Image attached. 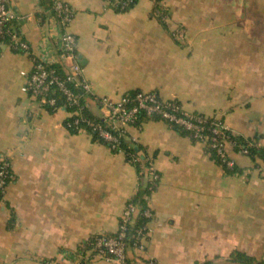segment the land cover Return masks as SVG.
<instances>
[{
	"label": "crops",
	"instance_id": "1",
	"mask_svg": "<svg viewBox=\"0 0 264 264\" xmlns=\"http://www.w3.org/2000/svg\"><path fill=\"white\" fill-rule=\"evenodd\" d=\"M43 1L9 3L23 17L18 28L32 51L67 70L50 1ZM64 1L74 10L69 29L97 95L154 90L188 113L222 117L235 134L264 144V0H164L168 26L155 0H138L127 12L112 0ZM178 26L186 36L181 42L174 36ZM32 64L29 55L2 46L0 159L10 162L11 177L0 199V264H71L81 242L118 230L149 174L140 176L124 153L90 131L72 132L65 125L68 109L50 111L25 92ZM128 131L159 174L146 196L147 232L131 257L229 264L240 250L264 259L261 167L229 147L241 172L228 175L202 142L164 121ZM84 264L116 263L93 255Z\"/></svg>",
	"mask_w": 264,
	"mask_h": 264
},
{
	"label": "built area",
	"instance_id": "2",
	"mask_svg": "<svg viewBox=\"0 0 264 264\" xmlns=\"http://www.w3.org/2000/svg\"><path fill=\"white\" fill-rule=\"evenodd\" d=\"M116 8L124 7L127 3H119L112 1ZM52 10L57 22L59 30L58 45L60 47V56L62 59L70 60L68 69L65 70V76H61L52 67V62L46 60L44 57L35 54L28 41H26L19 31V26L12 24L15 20H21L23 17L18 15L16 11L10 6L9 0H0V51L3 45L8 44L11 48L19 49L20 52L29 55L32 59V69L28 73L24 91L35 98L40 105H49L54 110L60 107H76L74 110H69V118L66 120V127H79V124L85 125L79 128V131H88L86 127H91L93 131H97L98 135L105 141L110 143L112 149H118V152L123 153L120 148V137L128 136L129 128L135 121L137 112L140 109L146 111L148 115L153 113L159 114L163 119L184 125L187 129L195 130L196 135L199 131L204 129L201 126L203 122L200 117L195 116L193 113H188L184 110L180 103L175 100L164 99L157 91L154 90H139L134 98H130L129 94L125 93L116 99L109 96H100L94 92L92 83L85 77L83 68L80 64L77 48L78 42L76 36L70 31L69 24L74 17V10L64 0H53ZM168 17V15L166 16ZM164 17V18H166ZM180 36H183V30H177ZM10 42L7 43L6 40ZM80 90L86 97L87 101L81 104V96L76 92ZM59 91L63 98L64 103L61 106L57 104V97L50 95L51 92ZM135 104L130 106V102ZM94 104L101 117L108 121L111 128L117 131L116 135L109 129L101 126L100 124L92 121L91 119L81 117V110ZM210 128L213 141V147L217 149L218 154L228 159L229 165H234L235 161L230 157L229 147H233V143L223 134V129H226L224 122L215 116ZM72 119V121H70ZM86 126V127H85ZM204 140L207 137H203ZM242 155L248 154V149L238 151ZM149 179L154 180L159 178L156 173L153 161H149L146 168ZM11 177L10 162L5 158L0 159V199L6 194L7 186ZM138 206L128 204L121 217L118 227L117 237H99L93 246L94 256L96 258L112 261L116 264H143L139 261L128 262V256L125 249L124 235L126 223L130 221L132 215L137 213ZM149 215V211H145ZM142 240V239H141ZM141 243L138 247H141ZM71 264H78L75 259Z\"/></svg>",
	"mask_w": 264,
	"mask_h": 264
},
{
	"label": "trees",
	"instance_id": "3",
	"mask_svg": "<svg viewBox=\"0 0 264 264\" xmlns=\"http://www.w3.org/2000/svg\"><path fill=\"white\" fill-rule=\"evenodd\" d=\"M50 1V8L52 10V4L53 0ZM112 1H118L120 4L126 2L127 4L120 8L118 7L116 10L121 11V12H127L130 9H132L135 4L137 3L138 0H112ZM44 3V1L42 0ZM157 7L156 11L158 14V17L160 21L166 26V22L164 20V17L168 15V9L165 6L164 0H155ZM53 11V10H52ZM21 20H15L12 22V24L19 26ZM7 43L10 41L7 39ZM12 49L16 52H20L19 49ZM56 70L58 74L61 76H65V70L60 64H53L51 66ZM139 90H131L127 92L129 94L130 98H134L136 93ZM78 94L81 96V104L87 101V97L80 91L76 90ZM50 95H53L57 97V104L58 106H61L64 103V98L62 94L59 91L51 92ZM176 101V100H175ZM179 103L178 101H176ZM135 102L131 101L130 106H133ZM94 105V104H93ZM95 106V105H94ZM46 108H48L50 111H54V109L49 106L45 105ZM69 110H74L76 107H67ZM97 108V107H96ZM98 109V108H97ZM195 116L200 117L202 119L201 126H204V129L202 131L198 132V135H196L195 130L187 129L184 125H180L174 122H170L166 119H163L159 114L153 113L152 115H148L145 110L140 109L135 117L134 123H132V126L136 128H141L143 122L149 121V120H160L166 122L168 125H170L174 130H176L179 134L188 136L193 142H202L205 146V151L207 154H209L224 170V172L228 175L232 174H239L241 171L240 169L234 165H229L228 164V159H225L221 157L217 149L213 147V141H212V136L213 134L210 131V128L213 127L212 123L214 119L216 118V115H205L202 113H193ZM81 117H85L88 119H91L92 121L100 124L101 126L109 129L112 131L114 134L118 135L119 133L111 128V125L108 121L104 120L103 117L100 116L99 113L94 112L90 106L87 108H83L80 113ZM219 120L223 123L222 117H219ZM72 121V119L70 120ZM85 125V123L79 124V127H70L69 129L77 133L79 132V128L81 126ZM86 127V126H85ZM88 131H90L94 138L104 144H107L110 147V143L105 141L103 138H101L98 135L97 131H93L91 127H86ZM223 134L228 137V139L233 143V149L234 151L238 152L242 149H248V154L246 156L250 157V159L253 161L254 165L256 167H261L264 170V144L260 143L259 138H247L243 137L241 135L235 134L232 130L229 128L223 129ZM202 135L203 137H207V139H203L200 137ZM119 136V135H118ZM120 148L123 151V153L126 156V159L134 164L136 166V169L138 173L142 172L140 176L145 177L146 175V168L148 167L149 161H151V158H148L147 154H145V150L135 141L131 140L128 136H121L120 138ZM111 148V147H110ZM112 149V148H111ZM115 152H118V149H112ZM141 152L143 154H141ZM142 177V178H143ZM142 182L138 192L132 197L129 201L128 204L131 205H136L138 206L139 210L137 213H134L130 219L126 223V229H125V235H124V243H125V249L127 252L128 256V262H132L135 259L130 256V252L138 245L141 243L142 237L146 234L147 232V223L150 220V216L145 214V211L148 210V203H147V198L148 196L156 187L159 178ZM127 204V205H128ZM121 221V220H120ZM119 231L117 230L116 232H105L102 234L94 235L90 237L89 239L81 242L75 251V261L78 262V264H84L87 260L91 258V256L94 255L93 251V246L95 241L99 237H117ZM229 264H264V259H257L243 251L240 250H234L229 258L227 259ZM143 264H159L156 260L154 259H146L142 262ZM194 264H210L209 261L205 262H195Z\"/></svg>",
	"mask_w": 264,
	"mask_h": 264
},
{
	"label": "rangeland",
	"instance_id": "4",
	"mask_svg": "<svg viewBox=\"0 0 264 264\" xmlns=\"http://www.w3.org/2000/svg\"><path fill=\"white\" fill-rule=\"evenodd\" d=\"M164 20H165V22H166V26H168V23H169V24L172 23V19H171L170 15H169V11H168V17L164 18ZM177 30H184V29H182V27L178 26V27L175 29V32H176ZM183 33H184V31H183ZM174 36H175L176 39H178L180 42L183 41V40H185V38H186L185 33H184L183 36H180L178 33H177V35L174 34Z\"/></svg>",
	"mask_w": 264,
	"mask_h": 264
}]
</instances>
